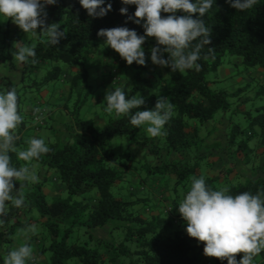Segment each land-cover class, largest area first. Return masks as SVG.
I'll return each mask as SVG.
<instances>
[{"label": "trees", "instance_id": "16d2710c", "mask_svg": "<svg viewBox=\"0 0 264 264\" xmlns=\"http://www.w3.org/2000/svg\"><path fill=\"white\" fill-rule=\"evenodd\" d=\"M108 3L112 10L93 18L79 0H57L46 12L47 23H59L66 32L58 45L48 43L40 29L31 39H16L35 44L39 60L35 66L23 65L15 82L6 83L1 77L7 87L17 89L23 122L16 144L26 149L29 139H44L50 151L30 163L11 154L13 166L34 167L38 182L26 185L24 207L8 202V214L0 216V264L25 243L35 257L27 264H228L203 254L204 244L189 237L178 206L193 177L203 176L207 187L227 188L232 196L264 193V0L243 12L226 0H213L203 17L211 30V44L201 51L199 71L181 74L154 65L149 51L154 38L143 46L146 66L135 62L129 66L113 57L115 51L111 53L110 75L117 71L135 79L144 75V85L138 89H155L144 91L145 105L132 113L154 109L160 96L174 105L162 135L155 138L144 131L147 125L133 127L130 115L113 112L102 125L80 116L92 94L86 64L104 42L99 30L128 27L144 34L141 25L125 23L121 0H105L104 7ZM134 12L135 6H128V14ZM8 61L14 63L10 50L0 55V63ZM225 65V77L239 85L236 90L217 91L211 86L214 80L209 75ZM65 66L81 69L69 72ZM241 75L243 83L236 81ZM113 80L119 85L118 78ZM57 82L68 84L60 103L71 122L56 127L49 122L53 111L43 107L38 124L34 109L42 105L32 107L28 100L33 95L27 94L52 92ZM240 116L242 121L235 119ZM30 131L34 136L26 137ZM52 171L56 176L50 177ZM29 225H36L37 233L26 238L22 230ZM262 251L258 264L264 259ZM236 258L239 261L242 254Z\"/></svg>", "mask_w": 264, "mask_h": 264}, {"label": "clouds", "instance_id": "9594fccd", "mask_svg": "<svg viewBox=\"0 0 264 264\" xmlns=\"http://www.w3.org/2000/svg\"><path fill=\"white\" fill-rule=\"evenodd\" d=\"M57 0H0V15L11 19L29 38L38 29L51 45H58L65 37L59 23H47L48 5H55ZM81 6L93 18L104 17L112 10V4L104 7L105 0H79ZM238 12L246 11L257 4V0H226ZM120 13L128 21L141 25L144 34L128 27L100 29L98 36L104 38L101 46L111 47L131 66L134 62L146 66L144 44L148 38L156 43L149 51L154 65L170 68L171 72L183 74L186 70L199 71L197 62L202 49L211 44V30L203 17L212 8L213 0H121ZM135 6V12L128 14V6ZM178 13H183L178 14ZM167 14V15H163ZM198 14L197 18H194ZM35 44L29 46L23 41L13 42V62L18 65L39 63ZM167 56V58H165ZM107 90L106 108L109 114L130 115V124L144 129L146 134L155 138L162 135V130L171 119L174 105L168 98L160 96L154 109L137 110L145 105V98L137 93L126 98L122 87ZM0 92V216L8 214V202L15 208L25 206L24 189L26 185L38 182L34 167L12 164L14 153L17 160L30 163L50 151L44 139L31 138L27 148L17 147L20 139L18 126L23 117L18 114V95L14 85L4 87ZM39 109H34V114ZM39 119V117H37ZM19 182V187H16ZM228 189L212 190L206 186L205 178L193 177L190 189L180 201L178 212L186 222L189 237L204 244V255L214 257L228 264H252L253 258L264 250V193L255 195L242 192L236 196L227 194ZM37 233L36 225H29L22 230ZM237 254L242 258L237 261ZM33 249L29 243L11 250L3 264H27L34 260Z\"/></svg>", "mask_w": 264, "mask_h": 264}, {"label": "rangeland", "instance_id": "374dc122", "mask_svg": "<svg viewBox=\"0 0 264 264\" xmlns=\"http://www.w3.org/2000/svg\"><path fill=\"white\" fill-rule=\"evenodd\" d=\"M50 7L48 5L45 9V11ZM8 20L12 21L11 19H8L7 17L0 15V26H2V31L0 32V53L6 52L10 50V53L14 51L13 49V42L16 40L10 38V34L5 35V32L7 31L8 24L6 23ZM11 29V27H10ZM12 30V29H11ZM33 37L32 34H30V39ZM26 38L27 35H26ZM5 49V51H4ZM114 52L111 47H104L101 46L98 52V55L88 62L86 64V68L88 70V75H89V84L92 87V94L90 98L88 97V102L83 106L82 109H80V116L83 119H96L97 117H103L106 118L109 113L105 111L106 108V102H105V95L106 91L111 89L114 90L113 88V83L114 87H122L125 92H126V98H131L132 95H135L137 93L141 94L143 96L144 91H148V93L153 92L155 89H150V90H144L142 91L139 90L140 85H144V75H140L138 79H135L133 75L128 76L127 74H124L122 71H117L116 73H112L111 75L109 74V67L106 65V59L111 61V58H119V54L116 52L115 55L113 56L111 53ZM111 55V57H110ZM113 56V57H112ZM121 58V57H120ZM229 60V59H228ZM227 60V61H228ZM227 65L223 66L220 68V70L217 73H212L209 75V80L212 79L214 80L211 84L212 88L219 91V90H226L230 91V88L232 90H236V85L233 86L232 83L233 81H230L229 77H225V72L227 69ZM152 68V67H150ZM81 69V67H71V70H68L69 72H73L74 70ZM152 68L151 70H153ZM101 71H105L106 75H101ZM104 74V73H103ZM229 74V73H228ZM223 77V78H222ZM113 78L119 79L120 83L118 85L117 81L114 82ZM248 80V79H247ZM236 81H240L241 83L245 82L246 79L241 75L238 77ZM160 82V81H159ZM57 88H61L63 86L62 83L57 82L56 83ZM239 86V85H237ZM244 86V85H243ZM4 87H7L4 83L0 84V92L4 91ZM111 87V88H110ZM109 88V89H108ZM32 90V89H31ZM60 91V90H59ZM150 91V92H149ZM23 91H19V96L24 99L25 97L23 96ZM35 91H30L29 94H27L28 98L32 97L34 95ZM252 94V93H250ZM56 99L57 95H55ZM54 99L50 104L48 103L46 108L50 110V108L54 111V118L60 124V121L65 122V119H67V115H64L65 110L64 106L62 103V100L59 99L57 100V105L55 106V100ZM29 102L31 101L30 99L28 100ZM262 103L259 102V105ZM51 105V106H50ZM41 109H43L44 106H40ZM49 107V108H48ZM235 106H233L234 108ZM46 109V111H47ZM48 112V111H47ZM38 116H43L42 112L38 113ZM47 116V115H46ZM236 120H243V117L240 116L238 118H235ZM50 122V121H49ZM46 131V130H43ZM34 131H30L28 134L25 136H34ZM50 177L56 176V173L54 171L49 173ZM252 264H254L252 262Z\"/></svg>", "mask_w": 264, "mask_h": 264}, {"label": "crops", "instance_id": "0c3cea01", "mask_svg": "<svg viewBox=\"0 0 264 264\" xmlns=\"http://www.w3.org/2000/svg\"><path fill=\"white\" fill-rule=\"evenodd\" d=\"M6 23L8 24V27L6 28L7 31L5 32V35L10 34L9 38H12L14 40H16L17 37H19V38L22 37L23 39H27L26 38V34L17 25H15L12 21L8 20ZM10 27H11L12 30L10 29ZM1 31H2V26H0V32ZM4 51H5V49H4ZM1 54L2 53H0V55ZM110 63H111V61L106 59V65L109 67V70H110V66H111ZM39 66L41 68L45 67V66H42V64H39ZM22 68H23V65H18L16 63H12L10 61L0 63V84L4 83L5 81L7 83V81H9V79L12 80L13 82L17 81L20 78V76H21ZM64 70L68 71V70H71V68L68 67V66H65ZM100 74L101 75H106L105 71H101ZM1 77H5V81L4 82L1 80ZM6 78H7V80H6ZM62 84H63V86H61V88H56L52 92L50 90H46L45 89L44 91L40 92L38 95L37 94L33 95V98L31 100V106L32 107H34V106L36 107L38 104H40V105H42V106H44L46 108L47 107L46 105L48 103L50 104L54 99H56L55 95H57L58 99L55 100V106H56L57 105L56 104L57 100H59V99L62 100L63 97L65 96V94L68 92V84L65 83V82L62 83ZM28 109H30V107H28ZM47 111H50V110L47 109ZM51 111H53V110L51 109ZM53 112L50 113V115L51 114L54 115ZM96 119H97V122H98L99 125H102L105 122L104 118L97 117ZM49 121L52 122L53 125H56V127H58L60 124L63 125V124L71 122V120H69L68 117H67V119H65V122L60 121V124H58V122L56 121L55 118L50 119ZM262 255H263V251H261L260 254L256 255L253 258V263L254 264H258L261 261V259H262Z\"/></svg>", "mask_w": 264, "mask_h": 264}, {"label": "built area", "instance_id": "2783aa9c", "mask_svg": "<svg viewBox=\"0 0 264 264\" xmlns=\"http://www.w3.org/2000/svg\"><path fill=\"white\" fill-rule=\"evenodd\" d=\"M37 109H39V112H43V109H41L40 107H38ZM39 112L35 113L37 115V117H39V119H37V117H36L35 120L38 124H42L41 122H42L43 118H42V116H38ZM261 264H264V259H263V262Z\"/></svg>", "mask_w": 264, "mask_h": 264}]
</instances>
